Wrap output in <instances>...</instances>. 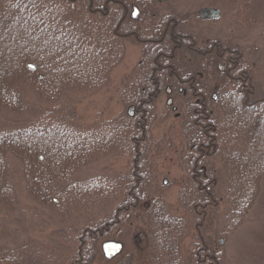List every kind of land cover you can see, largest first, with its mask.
Returning a JSON list of instances; mask_svg holds the SVG:
<instances>
[{
  "label": "rangeland",
  "instance_id": "374dc122",
  "mask_svg": "<svg viewBox=\"0 0 264 264\" xmlns=\"http://www.w3.org/2000/svg\"><path fill=\"white\" fill-rule=\"evenodd\" d=\"M59 2H64V0H59ZM75 2L81 3V0H75ZM82 2H86V0ZM8 3L9 2H5L6 6ZM203 5L219 7L221 10L220 16L211 20L202 19L197 16V10ZM0 7L2 8L3 6L0 5ZM37 7L40 8L38 5ZM112 7L111 4V8ZM156 8L160 14L169 13V11H171L178 15L177 17L187 19V26L196 35L220 37L222 40L227 39L232 44L239 45L244 50L247 57L246 59L253 65L255 74L253 78L255 92L253 94L250 92L247 100L251 99L255 100V103L259 102L258 99L260 96H264V0H165L158 1ZM82 9L83 8L80 7L79 10H77L80 11ZM77 10L70 11V13H72L70 16L75 17L78 12ZM95 14L96 16L94 18L97 19L93 20L94 23H91V26L87 24V21H85L86 24L83 23V27L81 28L83 36L80 34H78L80 35L78 36L76 33L72 36V39L75 37L74 39L76 40L75 42L73 41V43L64 42V32L62 30L54 28L47 32H42L39 28L41 25L38 23H23L20 28H18L19 31L14 34L5 31V33H0V92H2V94H7L8 88L14 80V76H24V74L27 73L25 67L24 70L20 68V55L25 53L41 55L40 59H42V63H45L44 67L47 68L49 72L45 79H42L45 80L43 84L46 88H44V90L46 89L49 91L47 92L48 94L52 93L53 89L51 90L50 86L51 80H55V82L52 83H56L59 86L66 82L72 84L71 86H75L73 91L63 90L62 93H58L59 95L55 100L59 102L57 105L58 111H60L59 113L70 114L64 121L65 126L70 127L73 132L78 134L86 132L87 137H91L93 133L91 131H96L95 133L100 135V130L103 129V127H107L105 126L106 124L103 125V121H107L108 123L109 121H118L120 114L123 112L131 116L135 115L134 104L131 102L125 104L123 102L121 89L131 71L136 70L134 64L137 62L141 50V46L137 42L138 38L133 37L132 42L129 43L124 39L121 40L120 36L117 35L122 31L119 24L121 17H118V19L117 17L111 18V15H106L103 10ZM113 37L117 39L115 40ZM78 38L81 42L78 41ZM94 42H96L94 51L99 54L100 58L101 55L108 58L110 63L117 60L121 55L120 61H117V63L113 65V69L107 71V74H110V79L108 76L105 78V73L99 72V70L97 71V67L99 66L95 64L94 60L90 59L88 49H90V47L94 48L92 46ZM119 46H123L124 49H118ZM32 63L33 62H31L30 65ZM65 68L83 71L84 75L86 74L89 77L87 81L89 85H91V82H95V84L99 82L100 84L97 85L96 88L85 86L84 89H79L76 86L81 84L79 83L81 81L74 80L75 78H71V76L69 77ZM246 68L247 67L244 69ZM55 71L57 74L54 73ZM48 76L51 79L48 78ZM132 79H134V77ZM9 82L10 84L6 85ZM133 82L136 85L138 80L134 79ZM241 82H235L231 84V87L233 88V85L234 87H236V85L242 87ZM143 84L145 85L146 83L143 82ZM155 90L156 94L161 92L157 102L154 104L155 106L153 105L158 113L157 118L165 114L168 116L167 120L163 121L160 125L162 126L160 133H165L166 140L160 153L153 144L147 146V148L151 147L148 150V152L151 151V153H149L147 157L155 158L157 165L143 164L142 166L141 170L145 174V180L140 179V182L146 194L141 200H145L141 203L140 210L138 209L135 212L125 210L122 212L123 215L120 218H122L123 222H120L121 224L118 223L120 225H112L113 227L116 226L112 234L110 233L106 236L101 235L96 240V242H98L97 251L94 249L93 251L95 252L93 253L92 251L91 253L87 252V257L91 261L89 264H154V262L150 260L151 253L149 251L150 247L153 246L152 241H150V234H152V231H150V224L146 221V218L147 214L150 212L149 208L153 206L151 203L155 202L154 199L158 197L162 198L163 202L160 204L166 206L165 211L168 213H164L165 216H162L163 222L160 225H156L158 234L154 235L156 236V239H154L156 242L155 245H158L157 249L169 255V258H172V251L170 252L169 250L167 252L160 249V247L163 249H165L164 247L167 245L168 247H172V245L176 247V243L177 247H179L180 243H182L184 246L182 252L187 258L189 254L188 251L192 253L195 248L198 247L200 240L203 241L201 235L196 230H191L189 224L192 220L191 214L194 212V203L196 201L192 202L190 206L184 204V201H188L186 199H188L189 196L192 197L193 188L190 191L191 185H193L192 180L198 175V167L202 166L199 162L187 165L181 161L180 156H178V149L180 147L179 137L181 139L183 137L181 121H183V119L185 121L186 114L185 117L181 116L182 111H179V108H177V110L175 109V111L174 109H170L174 104L178 105V102L169 104L164 89L156 88ZM25 91L30 94V96L28 95L26 98L30 101V105L33 108L38 109L37 107H41L43 110L50 107L49 101L44 97L43 99L33 90ZM242 94L243 92L240 93L239 90L238 94L228 95L224 92L222 102L223 105H226V107L230 109L228 117L225 119L223 116V123V119L221 120L219 117L218 121L220 122L217 123V125L212 122L213 118H211L210 122L206 121V123L200 125V129L202 127L204 128V133L211 132V128L212 130L214 129V133H218V135L223 138V140L219 142L220 144H218L220 148H222L226 155L232 156L233 158L235 157L236 159L234 164L204 165L206 167L204 172H214L212 171V167L218 171L217 186L221 185L224 188L227 186L229 191L228 194L230 193L228 195V201L225 202V204L210 209L208 218L210 217V229H212V231L218 230L213 249L220 254L221 264H264V175L260 178L256 177V171H260V169L264 167V128H262L261 125L260 129L258 127V129L254 131L253 126L247 124L253 109L245 106V102L247 101L245 99L246 95L244 94L243 98H241L240 95ZM24 95L26 94L24 93ZM168 105L170 107H168ZM6 111L8 110L5 107L0 106V131L2 128L10 126V113ZM150 116L152 117V113ZM139 117L142 118V115L140 114L138 118ZM233 120H236L237 123L236 121L233 122ZM244 121H246L245 126H242ZM208 123L209 125H207ZM229 124L232 126L236 124L235 130L232 129ZM231 130H234L235 134H231ZM153 132L155 134L157 133L156 128H154ZM167 132L173 137L172 143H170V139L167 138ZM104 134L108 137L96 138L97 142L99 141L98 143L101 142L99 148L97 146L93 147L88 141L87 144H85L87 150L86 155L88 156V158H86L88 161L85 158L84 161L86 160V162L83 164L79 162V160H75V163L72 164L68 172L69 175L65 174V177L70 176L75 183H73L72 186H68L70 193L69 198L63 196L62 201L58 200L56 197L53 199L54 203L57 204L56 206L60 205V207L63 208L56 212L52 211L53 207H48L31 198L32 195L30 196L26 189V176L23 174L24 171L22 172L24 164H20V160L14 155L10 156L11 164L9 163V167L12 169L10 171L11 183L14 185L12 186L15 188L16 192L15 202L13 201V204H17V206L14 210H0V246H8L11 249H16L14 252L11 251L14 259L20 256V251H18V249L21 250L24 245L34 247L36 246L34 244L35 241L53 246L58 240L55 233H57L60 228H63V226H68L70 228L74 226V231H76L77 228L82 230L86 227L88 223H90L91 218L93 221H96L97 215L94 216L93 213L102 209V202H107L106 205L110 207L109 210L103 211L100 215L104 214L107 218L111 217L113 218L112 220L115 219L112 212L116 211L115 209L123 204L122 200L125 199L127 196L126 193L129 190L126 191L122 199H118V197L115 196V200L111 202L104 200L105 197L108 196V193L102 190L107 188L110 183V188L114 190L118 186L115 182H119V180L123 181L131 176L134 171L133 165H142V159L145 153L132 151L134 149V144H130L131 146L129 148L132 150H130V154H127V144L125 147L123 146V148H120V142L114 138H110L109 130ZM124 136L125 134L123 135V133L120 132L119 138H121V140L124 139ZM252 136L254 139L251 138ZM34 142L33 145L41 144L36 140H34ZM77 144L78 142L76 146ZM143 146L145 145L143 144L142 147ZM176 146L178 148H176ZM68 147V145L65 146V148ZM82 148H84V145ZM204 148L207 147L204 146ZM63 150L62 145H56L55 143L48 148L47 152L51 157L54 154L58 155V153H64ZM230 150H232L233 153L227 154V151L229 152ZM57 158L59 159V157ZM79 159H82V157ZM49 160L51 159L49 158ZM53 160H55L54 157ZM49 162V164H52V161ZM69 163L70 162L67 160L64 162V164ZM223 163H225V161H223ZM210 175L211 181L212 177H215V172ZM58 176L61 177L62 175ZM97 183L102 187H97L98 189H94L91 193L82 192L80 194L77 191L78 189L71 190L74 186L85 187L84 185H97ZM182 184L183 186L186 184V189L188 191V194L186 193V195L183 196L184 199H180L179 197ZM231 187L232 189H230ZM198 190L199 192H197L196 196H198V194L199 196L201 195L199 188ZM115 191L113 194H116ZM116 192H118V190ZM141 194L142 193H140V195ZM81 197L83 200H81ZM238 197L241 199V204L238 208L235 207L234 210L241 218L237 219L238 217H236L235 219L234 215L229 216L228 213L231 211L232 202L236 201ZM68 199H71L70 201L72 204L69 203ZM95 201H98L97 205ZM13 204L10 202L9 205ZM183 207L185 213L184 215H180L179 211L183 210ZM167 215L168 217L171 215L172 217L170 218L183 217V219H186L188 223L187 227H185L186 231H182V229L176 231L168 221ZM228 216L233 218L228 220ZM165 222L168 226H164ZM167 230L170 234L167 240L170 242L164 240L165 244L159 246L161 240L157 235L161 234V236H165ZM205 233L207 232L204 231V234ZM74 237L75 234L73 233L72 238ZM107 239H117L123 242L122 251L112 258H107L102 251V242ZM65 242L66 241H63L62 243L64 244ZM68 242L66 243L69 245L68 249H78L79 242H77L76 238L74 241L71 240ZM45 249H47L46 245ZM72 252L71 250L70 254H72ZM14 253H16V257ZM30 254L31 256L23 257L22 261L21 257H19V260L16 258L14 262H9L6 260L7 255L2 253L0 255V264L4 262L8 264H31L32 260L30 257L33 259L40 257L34 254V252H29V255ZM44 255L45 258H43V261L47 259L48 253L45 252ZM174 257L176 256L174 255ZM180 257L182 258V255H178L174 258V261L184 264L185 260H182ZM195 264L207 263H199L196 261ZM208 264H212V261Z\"/></svg>",
  "mask_w": 264,
  "mask_h": 264
},
{
  "label": "trees",
  "instance_id": "16d2710c",
  "mask_svg": "<svg viewBox=\"0 0 264 264\" xmlns=\"http://www.w3.org/2000/svg\"><path fill=\"white\" fill-rule=\"evenodd\" d=\"M82 1L84 0H81V3H77L74 0H64V2H59V0H0V5L3 6L2 8L0 7V33L2 34L5 32H9L14 34L15 32L19 31L18 28H20L23 23H38L41 25V27L39 28L42 32H47L49 30L57 28L64 32V42L73 43V41H76L74 39L75 37L72 39V36H74L75 33L77 35L80 34L81 36H83V31L81 30V28L83 27V23L86 24L85 21H87V24L91 26V23H94L93 20L97 19L94 18L96 16V12L94 13L90 8V0H86V2ZM5 2H9L7 6ZM37 5L40 6V8H38ZM80 7H82L83 9L78 11ZM73 10L78 11L75 17L70 16L72 14L70 13V11L72 12ZM116 39L117 38H115V40ZM193 40L194 39L192 37H183L180 40L179 46L186 48L179 53L182 57L181 61L185 64H195L194 61L196 58V52H194L193 50ZM78 41L81 42L80 39ZM92 46L94 48L90 47V49H88L90 59L94 60L95 64L99 66L97 67V71L99 70V72L105 73V78L106 76H108V78L110 79V74H107V71L109 69L112 70L113 65H115L117 61H120L121 55L117 60L110 63L108 61V58L102 55L100 58L99 54L94 51L96 42H94ZM163 47L167 48L169 46L166 45ZM118 49H122V46H119ZM34 54L35 53H25L23 55H20V68L24 70L25 67V71H27V73L24 74V76H14V80L9 86L7 94H2V92H0V106L5 107L8 110L6 112L10 113V126L2 128L0 131V210H14V208H16L17 206V204H13L16 192L15 188L13 187L14 185L11 183L10 176V171L12 170L9 167L11 155L17 157V159L20 160V164H24L22 172L24 171L23 174H25L26 176V189L28 194L30 196L32 195L31 198L41 204H45L48 207H53L52 211L56 212L62 210L63 208L60 207V205L56 206L57 204L54 203L53 199L56 197L58 198V200L62 201L63 196H66V198L70 197L68 186H72L75 181L72 180L70 176L65 177V174L69 175L68 172L71 169L72 164L75 163V160H79V162H82L83 164L86 162V160L84 161V159L86 157L88 158V156L86 155L87 150L85 147L87 141L93 147L97 146L99 148V144L101 142L98 143L99 141L97 142L96 138L108 137L104 133H107V131L109 130L110 138L118 140L120 142V148H123V146L125 147V145L127 144V154H130V150H132L129 148L131 146L130 144H134V149L132 151L137 153H145L142 159V165H133L134 171L131 176L123 181L119 180V182H115V184L118 186L114 190L110 188L111 183L107 188H104L102 190L103 192L108 193V196L104 199L108 202L114 201L115 196H117L118 199H122L126 191L129 190L126 193L127 196L125 197V199L122 200L123 204L115 209L116 211L112 212L115 218L114 220H112L113 218L111 217H105L104 214L100 215L103 211L107 209L109 210L110 207L106 205L107 202H102V209L98 212L93 213L94 216L97 215V220L93 221L91 218L90 223H88V225L82 230L77 228L76 231H74V226L71 228L68 226H63V228H60V230L55 233L58 240L55 244H53V246L48 245L47 243L35 241L34 244L36 246L34 247L24 245L21 250L18 249V251H20L19 257H21V261L23 257L31 256V254L29 255V252H34V254L40 256L37 259H33L32 257H30V259L32 260L31 264H89L91 261L87 257V252L91 253L92 251L93 253L97 251L96 249L98 248V242H96V240L101 235L106 236L110 233L112 234V231H114V228L116 227H113L112 225H117L118 223L123 222L122 218H120L123 215L122 212H124L125 210H130L131 212H135L138 209L140 210L141 203L145 200H141L146 194L144 193L140 182L141 180H145V174L141 170L142 166L143 164L157 165L155 158L147 157L149 156L148 154L151 153V151L148 152L151 147L147 148V146H149V144H153L156 150L160 153L166 140L165 133H160V129L162 128V126L160 125L163 123V121L167 120L168 116L165 114L164 116H160L159 118H157L158 113L154 108V104L157 102L159 94H161V92L156 94L155 89L165 88L164 85L162 86L159 81H163L166 78L167 72L166 70L163 71L161 68L159 69L158 66L155 67V64L152 66V68H144L141 70H139L138 66L135 65L136 70L131 71L127 78L129 79L128 82H125L122 85L123 87L121 89L123 102L125 104L128 102H133L136 104L135 115L131 116L128 113L123 112L122 114H120L118 121H109V123L107 121H103V125L106 124L105 126L107 127H103V129L100 130V135L98 133H95L96 131H91L93 132L91 137H87L86 132L78 134L73 132L70 127L65 126L64 121L70 114L59 113L60 111H58L57 108L59 102L55 100L63 90L73 91V88L75 86H71L72 84H70L69 82H66L59 86L56 83H52L55 82V80H51L50 86L51 90L53 89V91L51 94H48L47 92L49 91H47L46 89L44 90V88H46L43 84L45 83V80L42 79H45L46 75L49 72L47 68L44 67L45 63H42V59H40L41 55L39 56L37 54ZM224 57H227L226 53L224 54ZM31 62L33 63L30 65ZM158 62L161 63V60L159 59ZM239 66L241 67V69H244L245 67H247L246 69H250L249 65L242 61H240ZM65 70L69 77L71 76V78H75L74 80L81 81L79 82L81 84H78L76 86L79 89H84L85 86L96 88V86L100 84L99 82L97 84H95V82H91V85H89L87 83L89 77L86 74L84 75V72L81 70L77 71L66 68ZM54 73L57 74L56 71ZM218 73L219 72L217 71V74ZM133 77L135 80H138L136 85L133 81H130L134 80L132 79ZM48 78L50 77L48 76ZM48 81L50 82L49 79ZM143 82H145L146 84L144 85ZM9 84L10 82L6 85ZM226 87L227 86H224L223 88L226 90ZM237 87L239 88V86L236 85V87H234L233 85V88H229L230 93H228L238 94ZM25 90H33L40 97H44L47 101H49L50 107H47L43 110L41 109V107H37L38 109L33 108L30 105V101L26 98V96H30V94H28ZM224 92L226 93V91ZM224 92H221L222 94L219 96V99L216 100V102L215 100L210 99V97L208 96L206 97V99L198 101L197 95L189 94V96L185 97V101L183 100V102L177 103L179 108L178 110L182 111L181 116L185 117L186 114L185 121L184 119L183 121H181L183 137L182 139L179 137L180 147L178 149V156H180L181 161H183L187 165L194 164V162H199L200 165H202L198 167V175L194 179L192 178L193 185H191L192 187L190 188V191L193 188V194L191 195L192 197L189 196V198L186 199L188 201H184V204H188V206H190L192 202L196 201L194 203V215L191 214L192 220L189 224L191 230H196L201 235L204 241V245L203 241L200 240L198 247H196L192 253L191 251H188L189 254L187 255V258L186 255L182 252V249L184 248L182 243H180L179 247H177V243L175 244L176 247H173V245L172 247L163 245L165 246V249L160 247V249L167 252L169 250L170 252L172 251V258H169V255L157 249L158 245H155L156 236H154L155 234H158L156 225H160L163 222L162 216H165V214L168 213H166L165 211L166 206L160 204L163 202L162 198L158 197L154 199L155 202L151 203V205L153 204V206L149 208L150 212L147 211L150 214L148 213L146 218V221L150 224V231H152V234H150V241H152L153 246L150 247L149 251L151 253L150 260H152L154 264H180L178 261H174V258H176L178 255H182V258H180L182 260H185L184 264H195L196 261L199 263L204 262L207 264L212 261V264H221L220 254L213 249L215 238L218 235V230L212 231V229H210V217L208 218V216L210 209L217 208L228 201V195L230 193L228 194L229 191L227 189V186L225 188L221 185L217 186L218 171L213 167L212 171L215 172V177H212L210 181L209 176H211L210 174L214 172H204V169L206 168L204 165L208 166V164H234V161H236V159L235 157L233 158L232 156L226 155L222 148H220L218 144H220L219 142H221L223 138L219 136L218 133H214V129L212 130L211 128V132L204 133V128L202 127L200 129V125H203V123H206V121L210 122L211 118H213L212 122L217 125V123L220 122L218 121L219 117L221 118V120L223 119V116L225 117V119L228 117L230 109L226 107V105H223L222 102ZM24 93L26 95H24ZM258 100V103H248L247 101L245 102V106L247 108L253 109L254 112H252L253 115L251 114L249 116L247 122L248 125L253 126L254 131H256L258 127L260 129L261 125L262 128H264V97ZM168 107L170 106L168 105ZM170 109L172 108L170 107ZM151 113L152 117L150 116ZM140 114L142 115V118H138ZM223 121L224 119L222 120V123ZM235 121L236 120H233V122ZM245 122L246 121L242 123V126H245ZM207 125H209V123ZM236 126V124H233V126L230 125V127L234 130ZM154 128H156L157 130L156 134L153 132ZM234 130H231L230 133L235 134ZM120 132H122L123 135L125 134V136L123 137L124 139L122 140L121 138H119ZM168 132L167 138L170 139V143H172L173 137L170 134L171 132L169 134ZM253 136L251 138H253ZM34 140L39 141L41 144L33 145L35 143ZM77 142L78 144L76 146ZM55 143L56 145H62V150L64 149V153H58V155L54 154L50 157L47 152L48 148ZM143 144L145 146L142 147ZM67 145L69 147L65 148V146ZM83 145L84 148H82ZM204 146H206L207 148H204ZM176 148L178 147L176 146ZM228 153H233V151H227V154ZM219 155H221V157ZM53 157L55 158V160H53ZM57 157H59V159ZM81 157L82 159H79ZM49 158L51 160H49ZM66 160L70 163L64 164ZM49 161H52V164H49ZM223 161H225V163H223ZM58 175L62 176L59 177ZM256 175L257 178L263 176L264 167L263 169L261 168L260 171H256ZM84 186L85 187L74 186L71 190L78 189L77 191L81 194L82 192L91 193L94 189L96 190L97 187H102L99 183H97V185L88 184ZM186 188V184L184 186L182 184L179 196L180 199H184L183 196H185L186 193L188 194ZM198 188L201 191L200 196L199 194L198 196H196L197 192H199ZM230 189H232V187ZM115 190H118V192H116ZM114 191L116 194H113ZM140 193L142 194L140 195ZM70 200L68 199L69 203H71ZM81 200H83L82 197ZM10 202L13 205H9ZM95 202L97 205L98 201ZM232 203L233 204L231 207V211L228 213V215H234L235 219L236 217H238L237 219H240L241 217L235 213L234 209L235 207L238 208L240 206L241 199L238 197L237 200ZM179 212L180 215H184V207L183 210ZM229 216L228 220H231V218L233 217L230 218ZM170 217L172 216L170 215ZM170 217H168V221L176 231H179V229H182V231H186L185 227H187L188 225L186 219H183V217H175V215V218ZM164 226H168V224L165 222ZM204 231H206L207 233L204 234ZM167 232H165V236L167 237L161 236V234L157 235L161 240L159 246L165 244L164 240L170 242L169 240H167L168 236L170 235L169 232ZM73 233L75 234L74 238H72ZM75 238L77 239V242H79L78 249L76 250L73 247V249H68L69 245H67L66 243L71 240L74 241ZM63 241L66 242L63 244ZM45 245L47 249H45ZM94 249L95 251H93ZM14 250L16 249H11L8 246H0V255L2 253H5L7 255L6 260L9 262H14L16 258L17 260H19V257H16V253H14V256L16 258L14 259L12 257L11 251L14 252ZM71 250L73 251L72 254H70ZM45 252H47L48 255L47 259L43 261V258H45ZM174 255L176 257H174Z\"/></svg>",
  "mask_w": 264,
  "mask_h": 264
},
{
  "label": "flooded vegetation",
  "instance_id": "af4514ba",
  "mask_svg": "<svg viewBox=\"0 0 264 264\" xmlns=\"http://www.w3.org/2000/svg\"><path fill=\"white\" fill-rule=\"evenodd\" d=\"M158 1L165 0H90L89 5L94 13L103 10L106 15H111V18L121 17L119 24L122 31L117 35L121 40L124 39L129 43L132 42L133 37H136L141 46L139 58L134 65H137L141 70L152 68L155 64V67L158 66L159 69L166 70V78L159 82L165 87L167 99L171 98L173 103L185 101V97L189 94L197 95L198 101H202L208 96L216 102L224 91L230 93L231 84L239 81H242V87H239L238 90L240 93L243 92L241 97L246 95L245 99L247 100L250 92L252 94L255 92L253 83L255 74L253 65L246 59L244 50L227 39L196 35L187 26V19L179 18L171 11L160 14L156 8ZM203 6L214 7L213 5ZM199 9L197 16L201 17ZM183 37L194 39L195 64H185L181 61L182 57L179 53L186 49L179 46ZM166 45L169 47L164 48L163 46ZM225 53L227 57H224ZM159 59L161 63L158 62ZM240 61L249 65L250 69H241ZM128 80L126 79L125 82ZM224 86H227L226 90L223 88ZM263 97L260 96L259 99ZM254 101L247 100L248 103ZM132 104L136 105L133 102ZM174 105L177 110L178 105ZM173 107L171 108L174 109ZM219 156L221 157V155Z\"/></svg>",
  "mask_w": 264,
  "mask_h": 264
},
{
  "label": "water",
  "instance_id": "95a60500",
  "mask_svg": "<svg viewBox=\"0 0 264 264\" xmlns=\"http://www.w3.org/2000/svg\"><path fill=\"white\" fill-rule=\"evenodd\" d=\"M199 14L204 19H211L217 18L220 16V9L211 6H203L199 9ZM167 102L170 104L172 103L171 98H168ZM133 108V107H131ZM176 109V106H174ZM102 251L107 258H112L113 256L117 255L123 249V242L117 239H107L102 242ZM8 264V263H2Z\"/></svg>",
  "mask_w": 264,
  "mask_h": 264
},
{
  "label": "bare ground",
  "instance_id": "6f19581e",
  "mask_svg": "<svg viewBox=\"0 0 264 264\" xmlns=\"http://www.w3.org/2000/svg\"><path fill=\"white\" fill-rule=\"evenodd\" d=\"M78 36H80V35H78Z\"/></svg>",
  "mask_w": 264,
  "mask_h": 264
}]
</instances>
